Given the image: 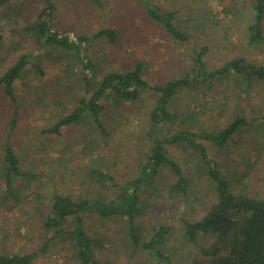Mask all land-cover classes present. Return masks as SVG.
<instances>
[{
	"label": "rangeland",
	"instance_id": "374dc122",
	"mask_svg": "<svg viewBox=\"0 0 264 264\" xmlns=\"http://www.w3.org/2000/svg\"><path fill=\"white\" fill-rule=\"evenodd\" d=\"M53 1L57 8L52 31L88 36L81 49L82 57L74 49H43L33 35L20 38L15 32L14 28L33 22L35 11L44 6L40 0L10 1L9 5L20 6L25 14L34 12L28 20L19 19V25L5 17L10 7L0 8V75L19 55L31 56L13 84L17 112L11 130L13 109L3 102L0 89V170L4 168L2 146L7 143L18 156L21 171L35 175L30 182L24 175L17 177L16 190L23 199L16 203L10 198L3 200L4 171H0V254L37 253L31 264H79L72 242L43 227L51 215L53 196L61 194L75 201L116 196L117 190L90 175L101 170L117 183L137 176L152 147L147 134L149 116L158 97L153 90L144 89L135 103L115 104L112 99H103L99 118L105 136L87 113L79 124L61 128L59 136L42 134V129L77 107L80 97L89 95L83 64L93 65L92 81L107 71L125 72L139 62L142 78L150 86L164 85L185 77L193 66L194 52L203 46L208 48L203 58L207 70L221 68L237 58L256 69L262 67L264 40L249 42L251 0H147L161 12L176 11L174 23L189 35L184 42L173 40L161 24L150 19L141 0H99L101 4L88 0ZM105 28L115 31L114 43L104 37L89 41ZM16 43L20 45L13 50ZM169 107L177 118L160 127V137L179 130L218 133L237 116L244 117L246 126L224 147L204 140L197 142L207 149L209 159L234 193L264 198V79L254 75L247 81L231 73L209 84L193 83L181 90ZM166 147L187 179L186 194L173 189L176 178L169 167L160 169L150 183L140 187L136 234L140 241H146L163 225L169 234L160 249L171 264H209V256L200 248L208 247L212 239L203 237L193 245L184 237L183 221L197 220L216 202L214 185L192 148L184 144ZM37 194L40 201L34 199ZM83 221L99 263L167 264L149 252L132 248L125 219L89 214ZM64 229H71L70 222Z\"/></svg>",
	"mask_w": 264,
	"mask_h": 264
},
{
	"label": "trees",
	"instance_id": "16d2710c",
	"mask_svg": "<svg viewBox=\"0 0 264 264\" xmlns=\"http://www.w3.org/2000/svg\"><path fill=\"white\" fill-rule=\"evenodd\" d=\"M11 0H0V8L7 9L5 17L11 19L15 25H19V19L25 20L34 17V12L25 14L18 5H9ZM43 8L35 11L33 22H27L24 27L14 28L15 32L23 38L33 35L41 42L42 48H54L71 52L76 50L78 57H82L81 49L88 36H73L70 31H52L51 23L57 6L53 0H40ZM101 4L99 0H88ZM146 9L150 19L161 24L169 37L177 42L189 40L185 30L176 25V11L161 12L153 5H148L147 0L139 1ZM253 19L248 27L249 42L256 44L264 40V0H251ZM228 13V11H227ZM10 24V23H9ZM104 37L108 42L114 43L116 33L111 28L97 31L91 40ZM19 43L13 46V50L19 47ZM207 46L200 47L194 52L193 66L185 73L183 78H175L164 85L150 86L142 78V65L137 62L125 72L107 71L99 79L91 81L95 69L91 62L83 64L87 72L84 73V85L87 97L82 96L75 107L66 116L58 119L53 125L41 130L42 134L60 135L61 128L76 125L81 122L85 113L91 116L93 123L102 135H107L105 127L99 116L104 109L101 101L105 98L112 99L115 104L121 102L135 103L144 89L153 90L158 94L155 106L150 112L148 136L152 139V147L146 162L142 165L137 176L124 183H117L115 179L104 171H92L91 177L104 185L110 186L116 196L107 199L97 196L92 199L84 198L78 201L68 196L54 194L51 204V215L43 222V227L49 231H55L57 236H64L72 242L75 256L79 264H101L92 250L93 240L84 227L83 218L89 214L109 219L119 217L125 219L128 225V236L134 250L149 252L159 261L171 264L170 258L161 252L169 230L160 225L156 232L146 241H140L135 231V220L140 212L139 190L141 185L150 183L163 167H169L176 178L173 189L186 194L187 179L182 173L179 164L171 160L166 145L184 144L192 148L198 155L201 163L207 168V175L211 179L216 194V202L211 204L206 212L197 220L183 221L184 237L193 245H197L200 238H211L208 247L200 249L207 253L210 258L209 264H264V198L250 197L247 194L234 193L229 182L222 176L221 171L214 161L209 159L207 149L197 140H204L214 146L224 147L229 139L247 124L244 117L237 116L223 130L218 133L190 130H179L171 135L160 137V127L163 124L172 123L176 120V113L170 110V102L183 89L193 83L209 84L228 74L241 75L247 81L252 76L264 79V66L255 68L242 58L232 59L224 66L215 70H207L203 58ZM30 54H21L16 61L0 75V89L2 90L3 102L8 103L13 109L10 121V130L15 125L17 101L14 94L13 84L18 79L29 62ZM83 62V60H82ZM39 70V69H38ZM113 103V104H114ZM4 182L6 195L3 200L12 199L19 203L23 198L18 196L16 190L17 177H29L34 179L32 172L21 171L19 158L13 149L6 143L3 144ZM0 170V171H1ZM1 174V173H0ZM39 194L34 199L40 201ZM71 224V229L65 230V224ZM37 253L24 255L0 254V264H31Z\"/></svg>",
	"mask_w": 264,
	"mask_h": 264
}]
</instances>
